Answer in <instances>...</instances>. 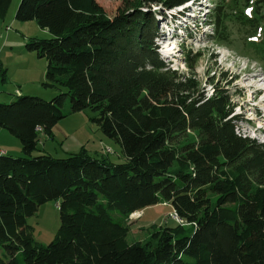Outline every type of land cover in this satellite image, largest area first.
Wrapping results in <instances>:
<instances>
[{"label":"trees","instance_id":"1","mask_svg":"<svg viewBox=\"0 0 264 264\" xmlns=\"http://www.w3.org/2000/svg\"><path fill=\"white\" fill-rule=\"evenodd\" d=\"M110 17L97 0H22L18 21H36L52 38L29 48L47 61L45 101L0 103V128L16 137L23 157L0 154V264H264V143L240 135L228 90L213 94L195 76L166 67L154 46L152 6L191 0H121ZM246 42L264 62V0H246ZM13 0H0L4 20ZM244 7V8H245ZM238 14V13H236ZM219 3L207 19L226 43ZM187 52L189 68L196 57ZM90 110L91 122L122 149V162L66 158L39 151L65 119ZM55 202L60 227L48 245L34 241L28 219ZM167 204L183 221L151 226L148 242H129L130 216ZM117 215L114 216L113 213Z\"/></svg>","mask_w":264,"mask_h":264},{"label":"rangeland","instance_id":"2","mask_svg":"<svg viewBox=\"0 0 264 264\" xmlns=\"http://www.w3.org/2000/svg\"><path fill=\"white\" fill-rule=\"evenodd\" d=\"M21 1L13 0L6 18L0 19V103L11 104L20 97H37L51 101L62 93L44 85L47 61L39 58L37 52L31 51L29 45L36 40L50 39L52 35L41 29L36 21L16 19ZM200 1L202 4L196 5L195 10L202 9L205 11L203 15H190L188 12L189 18L185 15L183 20L178 18L180 21L175 20V23H171L170 17L182 11L185 13V7L164 9L157 5L152 6L154 16L157 17L155 27L158 35L154 39V46L159 60L169 69L177 70L183 75L195 76L208 96L213 94V87L216 85L228 90L235 105L234 115L243 119L238 124V133L264 143V62L259 61L255 55L256 47L246 42L249 30L242 21L234 17H238L241 12L243 17H250L253 7H245L246 0ZM97 2L110 17H114L124 7L121 0ZM219 3L223 5L226 13V43L211 39L215 35V29L206 25L209 15ZM180 26L183 34L172 31ZM185 28L187 30L184 31ZM249 40L259 44L264 40V32L259 29L257 36ZM188 51L193 56H199L192 63V69L186 59ZM193 56L192 59L195 58ZM63 112L65 119L53 128L54 139L41 134L39 151L34 155L48 154L54 158H66L85 150L93 158L122 162L120 145L105 137L98 126L91 122L94 114L90 110L72 112L70 98L65 97ZM106 149H110L112 153L107 154ZM0 150L14 158L24 156L20 141L2 128ZM173 213L167 204H159L131 215L127 221L131 230L129 242H148L152 225L176 226L178 222ZM113 215L116 216L117 213L114 212ZM28 224L36 243L44 246L51 243L60 227L57 204L49 202L41 206L38 213L28 219Z\"/></svg>","mask_w":264,"mask_h":264},{"label":"built area","instance_id":"3","mask_svg":"<svg viewBox=\"0 0 264 264\" xmlns=\"http://www.w3.org/2000/svg\"><path fill=\"white\" fill-rule=\"evenodd\" d=\"M106 153L107 154H111L112 151L110 149H106ZM0 154H5V153L1 152ZM173 216L176 219V221L178 222V224H182L183 223V221L177 216L176 213H173Z\"/></svg>","mask_w":264,"mask_h":264},{"label":"crops","instance_id":"4","mask_svg":"<svg viewBox=\"0 0 264 264\" xmlns=\"http://www.w3.org/2000/svg\"><path fill=\"white\" fill-rule=\"evenodd\" d=\"M0 152H1V150H0ZM3 152H5V154H7L6 151H3ZM122 159H123V157L121 156V160H122Z\"/></svg>","mask_w":264,"mask_h":264}]
</instances>
